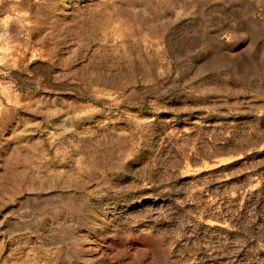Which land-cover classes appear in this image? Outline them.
I'll list each match as a JSON object with an SVG mask.
<instances>
[{
	"label": "rangeland",
	"instance_id": "rangeland-1",
	"mask_svg": "<svg viewBox=\"0 0 264 264\" xmlns=\"http://www.w3.org/2000/svg\"><path fill=\"white\" fill-rule=\"evenodd\" d=\"M0 264H264V0H0Z\"/></svg>",
	"mask_w": 264,
	"mask_h": 264
},
{
	"label": "bare ground",
	"instance_id": "bare-ground-1",
	"mask_svg": "<svg viewBox=\"0 0 264 264\" xmlns=\"http://www.w3.org/2000/svg\"><path fill=\"white\" fill-rule=\"evenodd\" d=\"M252 32V31H251ZM251 32H250V34H251Z\"/></svg>",
	"mask_w": 264,
	"mask_h": 264
}]
</instances>
